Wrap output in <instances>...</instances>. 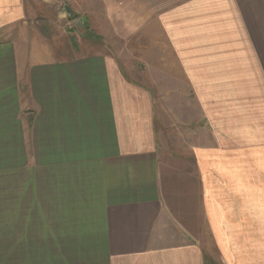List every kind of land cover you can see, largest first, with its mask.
Listing matches in <instances>:
<instances>
[{"label": "crops", "instance_id": "0c3cea01", "mask_svg": "<svg viewBox=\"0 0 264 264\" xmlns=\"http://www.w3.org/2000/svg\"><path fill=\"white\" fill-rule=\"evenodd\" d=\"M119 1L0 0V264H264V0ZM109 26L162 37L181 147Z\"/></svg>", "mask_w": 264, "mask_h": 264}, {"label": "rangeland", "instance_id": "374dc122", "mask_svg": "<svg viewBox=\"0 0 264 264\" xmlns=\"http://www.w3.org/2000/svg\"><path fill=\"white\" fill-rule=\"evenodd\" d=\"M122 1H119V5H122ZM55 24L58 28L63 24L68 30H72L74 25L80 28L84 27L81 23ZM87 24L91 30L100 29L97 26L98 23ZM44 25L47 26L48 24L44 23ZM113 29L109 26L108 32L109 30L110 32L113 31ZM81 35V33L76 34L77 46L81 45V40L82 42L87 40L83 38V35L81 39ZM113 35V37H109L108 51L117 52L120 66L132 79L155 90L152 95L157 103V115L160 116L162 123L160 126L165 134L164 138L169 145L181 147L184 143L182 137L187 131L183 124L194 121L197 118V111L193 94L188 90L183 77L179 75V70L174 66H169L168 62L162 58L158 59V56L163 57L165 51L170 53L167 48L165 50L162 37H159L154 30L150 36L146 28L141 34H136L132 38L123 36L121 32L115 36L113 31ZM157 42L161 43L158 44ZM85 46L84 43L83 50H86ZM170 88L172 90H169ZM191 129L194 131L195 127L193 126Z\"/></svg>", "mask_w": 264, "mask_h": 264}, {"label": "water", "instance_id": "95a60500", "mask_svg": "<svg viewBox=\"0 0 264 264\" xmlns=\"http://www.w3.org/2000/svg\"><path fill=\"white\" fill-rule=\"evenodd\" d=\"M66 12H67L68 14H70V12H69V10L67 9V7H66Z\"/></svg>", "mask_w": 264, "mask_h": 264}]
</instances>
